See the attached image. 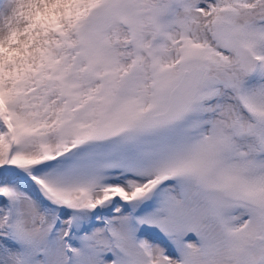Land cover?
Instances as JSON below:
<instances>
[{
    "label": "snow or ice",
    "instance_id": "obj_1",
    "mask_svg": "<svg viewBox=\"0 0 264 264\" xmlns=\"http://www.w3.org/2000/svg\"><path fill=\"white\" fill-rule=\"evenodd\" d=\"M0 264H264V0H0Z\"/></svg>",
    "mask_w": 264,
    "mask_h": 264
}]
</instances>
